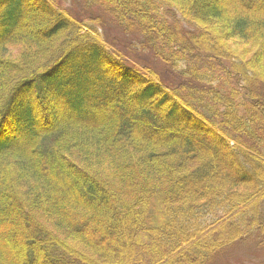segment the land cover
<instances>
[{
    "label": "trees",
    "instance_id": "trees-1",
    "mask_svg": "<svg viewBox=\"0 0 264 264\" xmlns=\"http://www.w3.org/2000/svg\"><path fill=\"white\" fill-rule=\"evenodd\" d=\"M81 1L0 0V264H264V0Z\"/></svg>",
    "mask_w": 264,
    "mask_h": 264
},
{
    "label": "rangeland",
    "instance_id": "rangeland-1",
    "mask_svg": "<svg viewBox=\"0 0 264 264\" xmlns=\"http://www.w3.org/2000/svg\"><path fill=\"white\" fill-rule=\"evenodd\" d=\"M59 1L63 7L67 8V9H69L75 13H78V14H88L89 17L92 16L93 18H96V16L97 17L103 16V15L106 16V14H107V12L103 11L102 8L96 7L94 5L88 4V5H85L86 8H83L81 0H59ZM179 17L181 18V16L178 14L177 18L179 19ZM29 20H31V18ZM25 21H27V20H25ZM31 21H30V23H35L34 21H32V22ZM102 32H103L104 36L109 38L112 42L123 45V46L127 45L125 43V41H130L133 38L131 35L123 34L120 31H118L117 27H114L111 24V21H109L108 28L104 29V30L102 29ZM224 41L227 42L230 49L233 48L232 50H234L239 55L247 54V56H251L255 52L253 45L250 46L248 43H246V41L235 39V37H232V38L230 37L229 39H227V37H225ZM118 47H120V46L118 45ZM13 49H14V52H11V53H13V55H16L15 57H17L19 55L20 51H16L15 48H13ZM13 49L11 48V51H13ZM7 58H11L9 56V54H8ZM17 58L19 59V56ZM147 58H149V57H147ZM139 61L142 62V59L141 60L139 59ZM143 61L145 63L153 66V67H156V68L159 67L160 68L159 64L156 61L147 60L144 58H143ZM225 65L227 66V63H225ZM203 68H205V67L203 66ZM215 72L217 74H221L222 76H224L223 72L221 70H216ZM259 74L264 76V73L262 74L261 72H259ZM228 79H229V77L225 76V79H224L225 86H230L232 88H234V86L240 87L239 84L236 83V85H235V84H233V81L228 80ZM46 112L47 111L44 108L42 110V114H46ZM138 113H139V111H138ZM47 119L49 120L50 116L47 117ZM48 120H46L47 121L46 124H45V122H44L45 120H44L43 124L47 125L49 123ZM251 140H252V138H250V141ZM258 140L260 141V139H255L257 145L260 146L261 144ZM255 250L256 249L250 245V242L240 243L237 246L231 247V249L226 248V249L220 251V253L215 256L216 258L214 257L213 260L208 264H242L243 261L241 263H239L240 259L243 258V260H244L245 258H248V257H254Z\"/></svg>",
    "mask_w": 264,
    "mask_h": 264
}]
</instances>
